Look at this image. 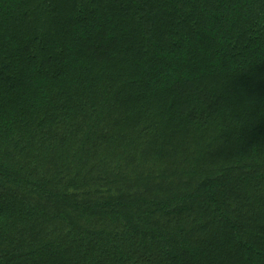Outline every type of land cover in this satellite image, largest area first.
I'll return each mask as SVG.
<instances>
[{
  "label": "trees",
  "instance_id": "1",
  "mask_svg": "<svg viewBox=\"0 0 264 264\" xmlns=\"http://www.w3.org/2000/svg\"><path fill=\"white\" fill-rule=\"evenodd\" d=\"M0 264H264V0H0Z\"/></svg>",
  "mask_w": 264,
  "mask_h": 264
}]
</instances>
